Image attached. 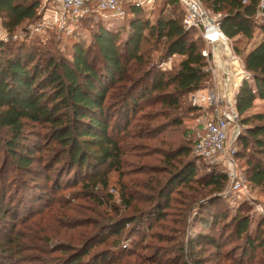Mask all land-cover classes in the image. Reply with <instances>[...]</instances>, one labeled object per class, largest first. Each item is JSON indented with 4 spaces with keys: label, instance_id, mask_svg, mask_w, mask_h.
I'll list each match as a JSON object with an SVG mask.
<instances>
[{
    "label": "trees",
    "instance_id": "16d2710c",
    "mask_svg": "<svg viewBox=\"0 0 264 264\" xmlns=\"http://www.w3.org/2000/svg\"><path fill=\"white\" fill-rule=\"evenodd\" d=\"M200 2L211 16L217 17L219 30L228 42L236 38L250 41L256 30L260 32V38L245 54L232 50L250 74L240 83L234 99L239 117H244L234 157L244 162L243 176L251 187L264 191V110L246 115L257 100L264 101V23L256 22L264 14V0ZM124 9L126 17L122 20H79L78 29L87 32L89 39L87 43L75 39L67 55H63L54 50L52 40L32 44L11 40L23 25L42 19L45 8H41V0H0L1 27L8 36L7 41L0 40V264H17L22 251L19 231L6 223L18 218L16 212L12 215L4 207L11 191L6 189L8 168L29 174L38 160L44 162L48 172L61 164L55 172L54 194L61 191L60 177L68 171L71 179L67 182L73 180L75 184L71 188L80 187L73 199L102 206L106 201L100 200L97 186L106 189L111 172L126 176L123 170L128 148L135 158L155 155L162 164L152 167L153 177L141 185L148 192L143 200L147 209L100 225L94 236L83 240L79 248L74 247L65 263L53 257L63 250L46 251L50 262H118L120 257L114 258L108 249L90 252L106 244L109 236H120L128 225V235L132 232L136 240L143 242L156 224L168 217L173 202L182 207L180 215L169 220L173 224L183 223L194 204L197 209L186 249L180 248L192 255L189 264L205 263L199 255L205 247L214 248L218 254L220 241L229 228L244 244L235 264H251L256 250L264 249V229L260 227L264 223L252 236L248 215L238 211L228 219L220 212L227 200L221 195L227 176L213 166L210 172L199 174L204 165L192 153L190 136L194 128L183 131L184 118L203 114L192 106L190 96L211 82L207 59L202 56L206 41L199 31L185 29L184 13L177 0H155L151 9L129 2L124 3ZM76 35L75 28L71 36ZM157 52L159 57L154 59ZM174 57L179 61L170 69L158 67ZM29 125L43 129L42 147L26 142ZM153 141L162 147L148 149ZM46 150L51 151L47 159L36 157ZM145 167L139 166L136 173L142 174ZM160 173L166 174L165 179L156 176ZM120 198L125 209L136 207V198L126 183L121 186ZM106 199L109 202L110 196L106 195ZM61 200L62 197L57 203ZM85 220L70 226L93 225ZM196 226L200 227L198 233L193 231Z\"/></svg>",
    "mask_w": 264,
    "mask_h": 264
},
{
    "label": "rangeland",
    "instance_id": "374dc122",
    "mask_svg": "<svg viewBox=\"0 0 264 264\" xmlns=\"http://www.w3.org/2000/svg\"><path fill=\"white\" fill-rule=\"evenodd\" d=\"M53 7V0H41V8L51 9ZM217 21V17L210 15V22L212 24L216 25ZM256 22L257 24L264 23V14L259 15ZM34 24L36 23L23 25L22 29L17 31L11 40H26L28 44H32L35 41L47 43L52 40L54 41V45H52L54 50L58 51L60 54L67 55L69 47L75 39L77 41H84L85 43H87L89 39V34L87 32L82 29H78L80 28L79 23L74 25V29H77V35L74 38L58 32L56 28H44L41 32H31L29 27ZM107 24L111 25L110 22ZM259 38L260 32L259 30H256L253 40L248 41L244 38H236L234 41H227L232 52V61L237 65L240 75L244 72L243 65L240 59L234 55L232 51L233 48L236 51L245 54V52H247L252 47L253 43H255ZM0 40H8L6 32L1 27V22ZM153 57L154 59H157V57H159V52L154 53ZM178 61L179 58L174 57L163 64H159L158 67L162 70L170 69V67L172 65H176ZM263 110L264 101L257 100L254 103L253 108L246 115L260 113ZM192 118L193 116L184 118L183 131L188 128L195 129L197 121L200 117L194 119ZM242 118L244 117H240L239 120L240 133L242 131L240 123ZM27 132L28 133L25 134L26 142H33L32 144L34 146H43V129L40 126L29 125ZM39 135H41L40 138ZM135 142L137 141H134V143ZM126 143L129 142L127 141ZM148 145H150L148 149L155 147V145L162 147L159 145V142L157 143L154 141ZM237 149L238 144L236 142L234 146L235 152L232 155L233 167L231 168H233L239 176L244 178L243 173L245 171V164L242 160H236L234 157ZM129 150L130 149L128 148L124 158L125 164L123 173H126V176L123 177L117 172H111L108 174L107 188L103 189L102 185L97 186L100 200H103L104 202L106 201V204L102 206H96L89 200L73 199V194L80 191V187L74 186L71 188V186L75 184L72 183L73 180H70L69 183L67 182L71 179V177L68 176V171L65 173L63 172L62 177H60L59 183L61 191L54 194L53 181L56 176L55 172L57 173L56 170L62 167L61 164L60 166H56L52 172H48L45 170L46 168L43 167L44 162L38 160L31 167L29 174H21L12 168H8L9 174L6 178V189H11V191H9L6 196L4 207L7 210L9 209L10 214L12 215L16 212L18 217L16 220L11 218L8 219V222H6L8 226L10 224L14 225L17 232L19 231L20 234L18 244L20 245L22 251L16 258L17 264H53V262L48 260V257L51 256L48 255L47 257L48 252L46 251L52 252L55 249H61L64 252H55L53 257H56L65 263L67 258L74 251V247L79 248L83 240L94 236L100 225L111 223L120 217L137 215L136 213L139 211L147 209L148 204L143 202V200L148 192L141 185L146 184V182L153 177L151 173L153 170L152 167L158 165L162 166V164L160 163L158 156L153 155L139 159L135 158L134 152L131 153ZM46 151L47 152L37 153L36 157L47 159L49 155H51V151ZM2 159L3 156L1 154L0 162ZM201 163L204 166L199 170V174L210 172L213 166L217 171L224 173L227 176L230 168L223 162L211 165L205 161H202ZM141 165L146 166L144 169L145 172L138 174L136 171H140L138 170V167ZM156 176L163 180L165 179L166 174L160 173L156 174ZM47 178L49 180H47ZM124 183H126L129 190L136 198L137 202L134 209H125L121 202V186ZM247 184V193L232 192L229 188V181L227 178V185L221 193L222 197L227 200L220 207V212H224L228 219L235 216L238 211L242 214L248 215L251 220L250 231L253 236L258 226L261 225V223H264V191L251 187L248 181ZM106 195L110 196L109 202L106 199ZM174 195L176 198L177 194L175 193ZM61 197L62 200L57 203ZM66 201H69V204H65ZM172 204L173 207L168 210V217L164 221H160L156 224V226L151 230L149 237H145L146 239H143V242L136 240L135 237L137 236L132 235V232L130 233V236L128 235V225L126 230L120 236H109L106 244L92 248L90 253H98L102 250L108 249L110 254L114 255V258L120 257V260L118 262H114L113 264H189V260H191L192 255H189V252L187 251L181 252L180 248L181 246H184L186 249L187 240L191 235L192 226L194 224V220L192 219L196 215L197 209L194 204L189 208L183 223L173 224L170 223L169 220L176 218V215H180L178 213L182 211V207L177 203L175 204L172 202ZM78 220H85L87 224L92 221L93 225L90 223L86 228H75L70 226V224L75 223ZM260 227L264 229V224ZM5 229L7 228L5 227ZM193 231L198 233L200 231V227L196 226ZM207 233H211L210 235L215 236L212 232L208 231ZM217 234L218 232H216V235ZM158 236L159 238L157 239ZM43 238H48V240L44 241ZM220 243L221 248L218 254L216 250L211 247H205L203 254L199 253L200 257L205 261L204 264H235V259H239L237 257H240L239 252L243 248L244 244L243 241L235 239L231 228L226 231ZM129 251H132L131 253L133 254L128 255ZM233 253H235V255ZM262 261L264 264V249H258L255 253V260L252 261L251 264L260 263Z\"/></svg>",
    "mask_w": 264,
    "mask_h": 264
},
{
    "label": "built area",
    "instance_id": "2783aa9c",
    "mask_svg": "<svg viewBox=\"0 0 264 264\" xmlns=\"http://www.w3.org/2000/svg\"><path fill=\"white\" fill-rule=\"evenodd\" d=\"M177 1L184 13L185 29L199 31L206 41L207 47L202 52V56L207 59V65L212 74L209 86L190 96L192 106L200 108L203 112L190 136L193 141L192 153L210 165L218 162L225 163L230 167L227 173L230 190L247 193V181L231 168L234 146L240 134V117L235 109L236 92L232 100L226 99L219 85L217 69L210 57L206 33V27L210 23V13L203 7L200 0ZM129 2L136 7L151 9L155 0H53L54 7L45 9L42 19L31 25L29 30L41 32L44 28H56L58 32L71 36L74 25L81 19H124L126 17L124 3ZM215 26L219 30L218 23ZM249 78L250 74L244 71L241 79Z\"/></svg>",
    "mask_w": 264,
    "mask_h": 264
},
{
    "label": "water",
    "instance_id": "95a60500",
    "mask_svg": "<svg viewBox=\"0 0 264 264\" xmlns=\"http://www.w3.org/2000/svg\"><path fill=\"white\" fill-rule=\"evenodd\" d=\"M208 36V35H207ZM210 57L217 69L219 85L227 100H232L237 88L243 81L240 73L233 67L232 52L226 38L218 30L208 36ZM238 78V81H236Z\"/></svg>",
    "mask_w": 264,
    "mask_h": 264
},
{
    "label": "bare ground",
    "instance_id": "6f19581e",
    "mask_svg": "<svg viewBox=\"0 0 264 264\" xmlns=\"http://www.w3.org/2000/svg\"><path fill=\"white\" fill-rule=\"evenodd\" d=\"M206 29H207L206 33H207L208 36L209 35H213V34L218 32L216 26L214 24H212L211 22L208 23ZM233 67L235 68L236 73L239 74V69H238V67H237V65L235 63H233ZM236 81H238V78H237Z\"/></svg>",
    "mask_w": 264,
    "mask_h": 264
},
{
    "label": "crops",
    "instance_id": "0c3cea01",
    "mask_svg": "<svg viewBox=\"0 0 264 264\" xmlns=\"http://www.w3.org/2000/svg\"><path fill=\"white\" fill-rule=\"evenodd\" d=\"M45 9H48V8H45Z\"/></svg>",
    "mask_w": 264,
    "mask_h": 264
}]
</instances>
